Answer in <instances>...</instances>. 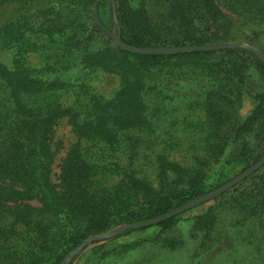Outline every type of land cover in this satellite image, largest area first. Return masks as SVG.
I'll return each mask as SVG.
<instances>
[{
	"label": "rangeland",
	"instance_id": "1",
	"mask_svg": "<svg viewBox=\"0 0 264 264\" xmlns=\"http://www.w3.org/2000/svg\"><path fill=\"white\" fill-rule=\"evenodd\" d=\"M96 1L93 5L86 0L46 1L34 4L11 0L2 3L0 28L6 24L8 33L0 42L2 44H0V60L12 68L30 66L35 71V76L43 79L58 74L65 80L70 79L80 84L77 77L80 74L88 75V81L97 95L111 97L120 87L118 76L101 71L88 74L86 68L79 64L68 71L63 69L61 64V60L65 61L63 55L66 52L61 49L59 43L67 38L61 34V28L68 30L69 36H72L82 29L83 22H90V17L93 16L97 25L103 29V33L97 35L95 46L106 44V35L110 37V33L121 36L118 17L112 23L108 5L101 9L102 19L105 25H108L107 28L103 25L99 12L97 13L101 25L97 22L94 9ZM245 1L215 0L223 12L232 19L231 31L239 34L237 39L225 42L252 45L264 53V11L260 7L264 6V0ZM244 3L254 5L249 6L250 10H246ZM154 13V11L150 12L152 15ZM154 18L158 21L157 17ZM39 29L43 32H51V45L43 46L39 42V47H34L40 36L33 38L27 31ZM33 31L31 34H34ZM160 32L170 33L168 29ZM7 38L11 40L10 43L6 42ZM112 42L116 45L113 39ZM10 44L13 45L9 46ZM51 66L62 70L51 74L47 72L48 67ZM151 78L154 80L156 76L151 75ZM0 82L2 83V80ZM172 89L170 94H174V99L170 100L172 97L165 95L167 90L161 94L156 88H147L145 97L149 106L147 113L151 120L150 127L120 129L119 141L114 145L92 137L80 136L74 132L68 119L62 117L53 127V132L46 135L49 138L46 145L34 146L35 153L38 154L36 159H40L39 164L43 174L50 179L56 190L60 188V176L69 154L74 149H78L89 168L91 192L95 193L96 197L106 198V201L102 202L105 211L91 212V215H95L92 219L84 213L71 215L64 212L63 218L57 216L51 225H47L49 222L46 216L44 217L42 207L43 194H40L37 183L32 181L31 176L19 179V175L10 174L13 169L7 171L0 168V219L5 220L10 216L9 221H12V218H15L14 214H21V210L43 215V224L36 222L29 226V233L25 234L29 238L25 241L39 244L51 239L52 236L45 235L43 231L47 226L51 234L56 233L54 241L58 239L62 244L56 247L57 251L53 253L50 264H64L66 258L87 238L142 221H129L127 217L133 207L138 208L134 206L138 202L157 196L171 198L200 186L205 193L213 191L264 156V141L258 143L254 136L248 138L250 152H253L252 157L239 156V142L234 143L232 137L227 142L222 138V135L228 134L240 120L245 119L252 112L256 106L252 96L247 95L239 108H229L223 118L221 129L220 126L210 123L204 108L184 103L186 97L183 94L184 90ZM1 90L6 92L3 85ZM193 90L192 93L198 92ZM69 91L62 90L61 94L57 95L58 102L75 105L80 113H87L85 107L89 103L90 96L81 93V102L77 104L72 102L74 93ZM54 93L55 91L44 90L29 94L28 97L33 107H40L47 104ZM40 134L43 136L40 132L37 134L39 138ZM258 153L263 155L257 161H253V157ZM19 163L14 166L16 171L24 167ZM25 168L30 171L35 170L29 166ZM241 182L234 186L238 189L236 192L232 191L234 189L232 187L222 195L177 215L175 226L164 233L158 224L148 228L131 229L133 231L130 233H125L124 230L115 237L91 242L68 264H264V226L257 225V217L248 219L240 227L234 224L235 220L240 218L241 211V208L237 209L239 206L237 202L243 196L247 199L249 191H252V186L254 187L249 181L240 184ZM133 202V207H130ZM212 208L222 219L223 229L229 237L227 238L229 242H223L208 256H199L198 253L203 254L206 249L198 248L201 235L193 231L195 218L204 215ZM244 218H248V215ZM3 220H0V223L5 224ZM237 228L240 230L239 246L232 245L237 239ZM193 234L199 236L192 237ZM158 235L159 239H157ZM71 238L75 241L79 240L78 245L73 248H70ZM213 238L216 240L217 235ZM177 239L183 243L179 249L172 251L167 243L176 242ZM51 240L45 242L55 247ZM213 242L205 247L208 248ZM11 263L24 264V261Z\"/></svg>",
	"mask_w": 264,
	"mask_h": 264
},
{
	"label": "trees",
	"instance_id": "2",
	"mask_svg": "<svg viewBox=\"0 0 264 264\" xmlns=\"http://www.w3.org/2000/svg\"><path fill=\"white\" fill-rule=\"evenodd\" d=\"M7 1L11 0H0V5ZM14 1L34 4L66 0ZM86 1L93 5L95 0ZM252 1L254 0L245 2ZM116 2L121 37L123 41L133 46L199 45L232 41L239 36L238 33L231 31L232 19L223 12L215 0H116ZM107 5L112 23L116 21L112 1L101 0L98 4V12L106 28L108 25L106 26L102 19L101 9ZM244 5L246 10H250L249 6L254 4L244 3ZM260 7L264 11V6ZM152 11L155 12L153 14L155 16L150 14ZM154 17H157L158 21ZM164 29H168L170 33L160 32ZM31 31L33 30L27 31L31 37L40 36L38 42L34 43L35 48L39 47V42L43 46L51 45L50 31L43 32L39 29L33 31L34 34H31ZM101 32L103 33V29L91 16L90 22H83L82 29L72 36H69L68 30L61 28V34L67 38L65 41H60L59 46H62L61 49L66 52L63 55L65 61L61 60L63 69L69 71L79 64L86 68L88 74L101 71L119 77L120 87L108 98L93 91L94 87L88 81V75L80 74L77 77L80 84L70 79L65 80L58 74L43 79L36 77L35 71L30 66L12 68L0 60V80H2V83L0 82V168L7 171L13 169L10 174L19 175V179L31 176L32 181L37 183L40 194H43L42 207L44 217L46 216L49 222L47 225H51L57 216L63 218L66 212L71 215L84 213L92 219L95 215H91V212L105 211L102 202L104 203L106 198L100 196L97 198L96 194L91 192L89 168L78 149H74L69 154L60 176L58 190L54 189L50 179L43 174L39 164L40 159H36L38 154L35 153L34 146L46 145L49 140L46 135L53 132V127L62 117L68 119L74 132L80 136L92 137L114 145L119 141L118 130L127 127H150L151 120L147 113L149 106L145 97L147 88H156L161 94L167 90L165 95L172 97L170 100L174 99V94H170L172 88L184 90L183 94L186 95L184 103L204 108L210 123L220 126L221 129L223 118L229 108H239L244 98L249 95L255 99L256 106L228 134L222 135V138L227 142L232 137L234 143L239 142V156L245 157L253 156L248 145L250 136H254L258 143L264 141V62L254 52L246 48L234 47L168 55L140 54L121 49L113 44L112 39L107 35L106 44L95 46L94 42ZM6 33L8 32L5 24L0 28V42L7 35ZM6 42L10 43L11 40L7 38ZM62 68L51 66L48 67L47 72L59 73ZM151 75L156 78L153 80ZM1 85L6 88V92L1 90ZM81 87L83 90H80ZM193 89L198 92L192 93ZM44 90L55 93L47 104L33 107L28 95ZM62 90L66 92L70 90L69 92L74 93L72 102L77 104L81 102V93L90 96L89 103L85 107L87 113H80L75 105L58 102L57 95L59 96ZM40 132L43 136L40 134L39 138L37 134ZM262 155L256 154L253 161H257ZM18 162L24 165L20 171H16L14 167ZM26 166L35 170L30 171L25 168ZM262 168L240 183L249 181L254 187L252 186V191H249L247 199L243 196L241 200H237V206L239 205L237 209L241 208V211L240 218L234 223L236 227L243 226L248 219L254 217H257L259 227L264 226V217H262L264 216V165ZM200 187L171 198L157 196L145 199L134 205L138 208L133 207V202L130 205L133 209L127 214L128 220L150 219L166 213L204 194ZM237 190L234 187L232 191ZM245 215H248V218H244ZM14 217L12 221H9L10 216L5 220L0 219L6 222L0 223V264H12L11 262L18 261H24V264H50L53 253L57 251L56 247L62 245L58 239L54 241L55 232L51 234L47 226L43 230L45 235L52 236V240L45 239L51 240L55 247L46 243V240L39 244L25 241L29 238L25 235L29 233V226L36 222L43 224V215L21 210V214H14ZM176 217L158 224L163 233L175 226ZM223 228L222 219L218 213H214L213 208L195 218L193 231L201 236L193 234L192 237L199 236L198 248L206 249L203 254L198 253L199 256H208L214 248L221 246L225 241L229 242L227 240L229 237L226 236ZM237 229V239L232 245L239 246L240 230ZM131 231L133 230L128 229L125 233ZM216 235L217 239L214 240L213 237ZM159 237L158 235L157 239ZM69 241L72 242L70 248L79 243V240L75 241L73 238ZM212 241L214 242L206 248L205 246ZM182 243L183 241L177 239L176 242L167 243V246L173 251L179 249Z\"/></svg>",
	"mask_w": 264,
	"mask_h": 264
},
{
	"label": "water",
	"instance_id": "3",
	"mask_svg": "<svg viewBox=\"0 0 264 264\" xmlns=\"http://www.w3.org/2000/svg\"><path fill=\"white\" fill-rule=\"evenodd\" d=\"M98 1L97 0L94 4L95 9V18L97 22L101 25L100 20L98 18ZM113 4V12L115 20H117L116 15V2L115 0H112ZM110 37L114 40L117 46H119L121 49L133 52V53H140V54H178V53H185V52H193V51H210V50H220V49H226V48H246L254 52L257 56L261 57L264 62V53L259 51L257 48H255L252 45L244 44V43H233V42H225V43H214V44H199V45H180V46H158V47H137L130 45L123 41L120 35L118 34H109ZM264 165V156L260 158L255 164H253L251 167H249L247 170L236 176L235 178L231 179L230 181L226 182L225 184L221 185L220 187L216 188L213 191L207 192L195 199L189 200L186 203L164 213L157 217L142 220L136 223L132 224H126L119 228H116L106 234L90 237L87 238L85 241H83L65 260L64 264H68L70 260L77 255L81 250H83L88 244L91 242L101 240V239H108L111 237H115L118 235L121 231L127 230V229H137V228H143L152 226L155 224H159L160 222L175 217L179 214H182L186 212L189 209H192L200 204H203L205 202H208L220 195H222L227 190L234 187L239 182L245 180L249 176H251L253 173H255L257 170H259Z\"/></svg>",
	"mask_w": 264,
	"mask_h": 264
}]
</instances>
